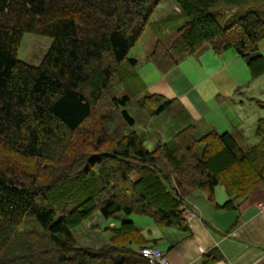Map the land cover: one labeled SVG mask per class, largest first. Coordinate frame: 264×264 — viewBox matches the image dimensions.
<instances>
[{
	"label": "trees",
	"instance_id": "trees-1",
	"mask_svg": "<svg viewBox=\"0 0 264 264\" xmlns=\"http://www.w3.org/2000/svg\"><path fill=\"white\" fill-rule=\"evenodd\" d=\"M160 1L0 0V147L46 161L65 152L115 71L123 62L136 64L128 49ZM217 1L171 0L185 19L175 26L171 45L157 38L148 53L160 73L206 42L214 53L233 47L252 77L264 72L257 49L264 0H221L235 9L223 23L212 9ZM24 31L52 38L38 64L16 56ZM125 72L143 88L134 71ZM130 97L111 95L114 111L92 127L96 148L73 155L75 166L38 181L12 162L0 165V264H144L138 248L152 244L130 217L108 225V241L97 247L80 245L72 227L92 211L104 218L144 214L160 225L184 227V197L193 190H203L215 206L231 207L264 183V115L255 119L257 140L244 146L226 130L195 134L186 124L148 149L135 127L141 121L126 107ZM139 100L142 108L154 106L153 114L173 102L147 92ZM101 142L106 146L97 149ZM216 184L227 195L221 204L212 200Z\"/></svg>",
	"mask_w": 264,
	"mask_h": 264
},
{
	"label": "crops",
	"instance_id": "crops-1",
	"mask_svg": "<svg viewBox=\"0 0 264 264\" xmlns=\"http://www.w3.org/2000/svg\"><path fill=\"white\" fill-rule=\"evenodd\" d=\"M173 10L177 15L166 16H171L172 24L168 26V30L156 29L154 41L169 36L175 39L168 31H175V26L185 17L177 6ZM160 20L162 18L157 17L154 21ZM154 41H151V46L145 48L147 58ZM231 48L222 53H214L210 43L206 42L199 49L187 53L164 73L157 69L155 77L150 80L140 77L135 71L138 59L134 57L136 64L129 66V69L135 72L136 80H140L144 85L142 89L138 88L139 92L160 94L166 99H173L166 108L175 111L173 117L180 120L177 124L180 126H169L164 134L157 130L156 142L168 138L186 124H192L194 132L199 134L211 128L230 132L237 127L235 132L240 136L243 145L257 140L254 124L258 116L250 119V124L253 121V128L252 124L250 126L243 122L244 99L240 90L255 77L250 75L245 66L244 57L237 54L235 49L231 51ZM257 49L263 55L258 46ZM201 52H204L206 57H213L212 52L219 54L218 58L214 56L218 67L211 69L206 65L203 68ZM237 58L244 60L245 65ZM183 60L185 63L181 64ZM231 62H235L239 70H227ZM246 72L249 74V80ZM249 98L260 101L250 94ZM155 114L157 113L152 116ZM252 132L255 137L249 142L247 136ZM144 139L146 141L148 138ZM226 196L223 185L216 184L212 191V200L221 204ZM183 209L193 212L190 217H183L184 227L160 225L150 216L151 219L138 217L148 216L144 214L133 213L137 217H129L141 229L147 243L165 252L169 264H264V183L238 199L236 205L231 207L215 206L203 190L195 189L184 197ZM110 224H114L113 221Z\"/></svg>",
	"mask_w": 264,
	"mask_h": 264
},
{
	"label": "rangeland",
	"instance_id": "rangeland-1",
	"mask_svg": "<svg viewBox=\"0 0 264 264\" xmlns=\"http://www.w3.org/2000/svg\"><path fill=\"white\" fill-rule=\"evenodd\" d=\"M171 3V0H162L158 3V5L154 8L152 14L150 15V18L144 26L141 34L127 52V55L129 57H135L136 59H138V63L135 65L134 69L140 75V77L146 80H150L151 78L155 77L157 67L150 59L145 57V48L151 46V41H154V32L156 31V29L165 28V30H168V26L172 24L173 20L171 19V16L169 18L166 17L170 14L177 15V12H174L173 10L176 9V6H174V8L172 9ZM212 9L215 12L216 19L220 23H223L229 18H232V13L235 10L234 7L230 9L225 6L221 0L217 1L212 6ZM260 9L263 10V8ZM157 17L162 18V20L154 21ZM261 17L264 18V13H261ZM168 33L174 35L175 39L177 38V35L173 30L168 31ZM169 38L170 36L165 37L164 39L162 38L164 40V45H171L174 39ZM51 40L52 38L49 35L24 31L21 34L17 45L16 56L18 59L26 63L38 64L41 60L42 55L48 48ZM257 46L264 55V36L257 41ZM229 49L230 47L226 48L222 52L228 51ZM231 49V51H233L234 48L232 47ZM201 55L202 56L200 57V59L203 64V68H205L206 65L211 69H215L216 67H218L216 61L217 59H215L214 56L218 58L219 54H214L212 52L211 55H213V57H206L204 56V52H201ZM237 59L240 61V63L245 65L244 60H242L241 58ZM183 63H185L184 60L181 62V64ZM123 66H125L124 69ZM128 69L129 66H127L126 63L123 62L122 66H120L115 71L111 78V83L109 84V86L105 87L102 90L100 96L95 100V103H93L92 113L88 118L89 120L78 127L77 131L73 134L72 139L68 141V147L65 152L62 151L63 153L60 152L58 153L59 155L56 156V158L58 159L55 158V160L52 161H46V159L43 158L36 159L34 157L26 159L14 153L8 152L0 147V165L3 166L6 161L12 162L13 167L18 170V173L21 174L23 172H28L29 174L33 175L36 173L37 177H39L38 181L48 180L49 178L53 177V174H55L56 172L62 171L65 168H70V164L72 166H75V156L79 154L81 155V153H86L88 151H93V149L96 148V146L92 145L93 138L91 133L92 131H94L92 127L95 125H100L101 118L99 119L98 117L101 114H109L110 112L114 111L111 110L113 109L110 104L111 95L119 96L125 93L131 96L130 102H128L126 107H128L129 110L133 112V114L136 113L138 119L141 121L135 127L139 132H141V134H143L144 137L148 138L145 141V146L148 149H151L157 140L155 139L157 130L160 132V134H164L167 127L170 126L172 128H176V126H180L177 125L180 120L179 118L173 117L175 111H173L172 109H162L160 112L152 116L153 111L151 110H153L154 106H149L147 108H142V106L140 107L139 104L141 100H139V97H141L142 92H139V87L134 80L125 77V70ZM227 70L236 71L239 70V67L235 62H231L227 66ZM245 74L249 80V74L247 72ZM134 84H136V87H133L134 90H136L135 94H133L131 91V86H133ZM240 90L243 93V95L241 96L244 99V105L242 106L244 114L243 122L249 124L250 126L252 124L253 128V121L250 124V119L254 117L256 118V116L263 115L264 108L259 106V102L256 101V99H250L249 94L264 102V72L250 80V83L247 82V84L244 85ZM117 121L119 124H121V118H118ZM236 129L237 127L231 129L230 132L236 138L238 144L240 146H244L241 142L240 136L235 132ZM220 131L223 130L220 129ZM247 132H245V135ZM197 133L195 132V134ZM167 134L165 136H167ZM248 134L249 135L247 136V139L250 142L254 139L255 135L253 132ZM105 146L106 143L101 142L97 146V149H102ZM200 146L201 144L198 143L196 149L199 150ZM73 155L74 159H71ZM129 216L134 218L137 217L133 213L127 215L119 211L115 216L104 218L98 212L92 211L91 214L76 223L72 227V231L75 235L76 241L80 245L97 247L102 243L108 241L110 231L106 227L108 225H111V221H113V223L117 225L121 218ZM138 217L147 218L149 216L139 215ZM149 219L151 218L149 217ZM29 239L35 240L34 236H30Z\"/></svg>",
	"mask_w": 264,
	"mask_h": 264
},
{
	"label": "built area",
	"instance_id": "built-area-1",
	"mask_svg": "<svg viewBox=\"0 0 264 264\" xmlns=\"http://www.w3.org/2000/svg\"><path fill=\"white\" fill-rule=\"evenodd\" d=\"M193 214L192 211L183 209L182 216L187 218ZM139 254L144 257L147 262H154L157 264H169L165 252L154 245H142L138 248Z\"/></svg>",
	"mask_w": 264,
	"mask_h": 264
}]
</instances>
